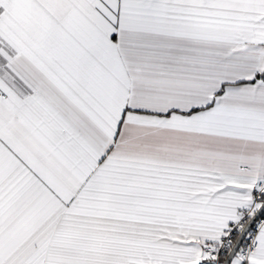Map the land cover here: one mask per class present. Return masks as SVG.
Returning a JSON list of instances; mask_svg holds the SVG:
<instances>
[{"label": "snow or ice", "instance_id": "1", "mask_svg": "<svg viewBox=\"0 0 264 264\" xmlns=\"http://www.w3.org/2000/svg\"><path fill=\"white\" fill-rule=\"evenodd\" d=\"M0 264H264V0H0Z\"/></svg>", "mask_w": 264, "mask_h": 264}]
</instances>
